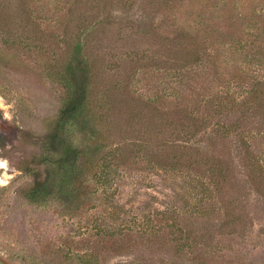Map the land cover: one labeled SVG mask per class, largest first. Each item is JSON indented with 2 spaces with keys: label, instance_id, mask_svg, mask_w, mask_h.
<instances>
[{
  "label": "rangeland",
  "instance_id": "rangeland-1",
  "mask_svg": "<svg viewBox=\"0 0 264 264\" xmlns=\"http://www.w3.org/2000/svg\"><path fill=\"white\" fill-rule=\"evenodd\" d=\"M24 1L0 0V20L5 22L7 17L14 21L15 28L23 24L28 32H38L36 37L40 31L35 29L39 25V30L48 39L49 52L59 53L56 47L63 46L61 41L70 31H78L76 33L84 38L87 31L96 30L89 23L95 22L97 13L92 11V6L99 0H26L25 6ZM165 1L112 0L109 3L114 24L106 27L105 43H93L95 51L105 54L106 65L117 67L122 65L121 61L129 63L126 54L132 51L142 53L148 48L149 55L161 53L158 44H148L150 38L144 35L149 28L147 24L155 23L161 37L176 35L184 21H188L190 27H199L196 22L199 19L192 9L176 12L167 8ZM73 6L76 12L68 15ZM253 6L257 10L255 13L244 14L264 17V1L259 0ZM29 8L35 15L30 27L26 21V9ZM228 10L226 8L223 13L219 8L213 10L220 28L226 25L227 15L231 14L227 13ZM232 12L234 20L235 17L237 20L246 17L237 6ZM81 19H85L83 23ZM70 20L74 22L69 24ZM20 28L15 31H21ZM6 38L0 32V43ZM231 43L225 39L219 46L228 56L222 57L228 64L220 72L213 71L205 61L194 68L190 77L180 75L177 79L173 78L177 73L175 69L169 73L170 70H164L168 63L157 60L153 68L145 74L138 72L134 79L137 94H168V107L164 111L170 108L177 112L175 117L179 118L183 133L178 144L195 153L192 158L199 161L200 167L189 170L150 168L146 160L138 159L137 164L122 168L113 180L111 191L115 192V198L112 204L92 201L94 209L87 204L83 212L73 216L55 207L36 210L21 196V188L30 177L19 169V164L38 153L34 139L44 133L45 119L57 113L63 91L41 71L45 64L38 59L37 53L14 50L18 52L14 56V51H8L0 61V262L27 264L13 255L23 250L40 257L43 253V243L38 241L40 231L57 245L69 236L76 237L80 245H84L83 240L94 237L96 224L114 228L123 223L135 227L136 223L145 222L147 216H153L157 211L173 209L180 218L193 221L196 241L199 242L197 253L205 252L220 264H264V179L262 182L251 176L248 159L249 153L255 156L264 175V115L259 109L247 106H216L221 100H243L241 79L246 77L248 84L263 79L264 66L247 64L243 55L231 52ZM174 54L168 52L156 57L172 58ZM238 70L243 73L240 77L236 76ZM186 109L192 114L190 119L184 116ZM198 117H203V121L194 120ZM189 134L193 136L187 141ZM218 159L222 160L220 166L227 170L229 180L226 183L215 173L211 177L208 171L212 162L216 163ZM202 181L208 186L207 195L201 193ZM201 201L203 213H195L189 218ZM113 204L123 208V221L113 222L103 215V208L112 210ZM135 216L137 221L132 222ZM95 217L99 218L98 222ZM86 227L89 228L85 230ZM146 252L143 248H133L129 253L108 254L101 263L123 264L146 256Z\"/></svg>",
  "mask_w": 264,
  "mask_h": 264
},
{
  "label": "trees",
  "instance_id": "trees-1",
  "mask_svg": "<svg viewBox=\"0 0 264 264\" xmlns=\"http://www.w3.org/2000/svg\"><path fill=\"white\" fill-rule=\"evenodd\" d=\"M258 1L166 0V7L176 12L192 9L199 19L196 21L199 27H190L188 21H184L176 35L161 37L155 23L147 24L149 28L144 35L150 38L148 44H158L161 53L149 55L148 48L142 53L132 51L126 54L129 63L121 61L122 65L117 67L106 65L105 54L93 49L94 42L105 43L108 36L106 27L114 24V15L109 12L112 0H99L92 6L97 16L95 22L90 21L89 25L96 30L87 31L84 38L76 33L78 31L68 32L61 41L63 46L56 47L59 53L48 51V39L39 30V25L35 29L40 31L36 37L38 32H28L23 24L21 28L18 27L23 32L15 31L18 28H15L14 21L7 17L5 22L0 20V32L7 36L5 42L0 43V61L11 50L35 52L45 64L40 68L41 71L63 91L57 113L45 119L44 133L34 139L38 153L19 164V169L30 177V181L21 188V196L28 206L36 210L60 208L59 211L73 216L83 212L87 204H90V209H94L92 201L112 204L115 198V192L111 191L113 180L122 168L137 164L138 159L146 160L150 168H199V161L192 158L195 153H190L185 145L178 144L179 136L183 133L179 128V118L175 117L177 112L170 108L164 111L168 107V94H137L134 79L138 72L145 74L153 68L157 60L168 63L165 71L170 70V73L175 69L177 73L173 78L177 79L180 75L190 77L194 68L205 61L213 71L220 72L228 64L222 58L228 57L225 50L219 47L225 39L232 41L229 44L231 52L243 55L247 64L264 66V17L244 14L251 11L255 13L257 10L253 4ZM231 5L232 9L237 6V10H242L246 17L239 20L235 17L234 20ZM215 8H219L222 13L229 8L227 13L231 14L227 15L226 25L221 26L223 28L217 25ZM26 11V21L30 27L31 18L35 15L30 8ZM74 12L76 7L73 6L68 15H74ZM180 19L183 20L182 14ZM81 20L83 23L85 19ZM71 22L74 20H70L69 24ZM168 52L175 54L172 58L156 57ZM14 53V56L18 54L16 51ZM178 54L180 57H176ZM6 64L11 66V63ZM242 74L239 70L236 72V76ZM196 80L198 82V78ZM246 80V77L242 78L240 84L244 88L241 95L243 100H221V104L216 106H247L249 109H259L264 115V76L249 84ZM191 115L187 109L184 110L185 118L190 119ZM194 120L203 121V117ZM192 136L189 134L187 141ZM248 159L252 168L251 176L263 182L264 175L255 156L249 153ZM221 163L220 159L216 163L212 162L208 171L211 177L215 173L226 183L229 177L225 167L220 166ZM200 188L203 195L208 194L205 182H201ZM201 203L194 207L189 218L194 217L195 213H203ZM112 206V210L103 208V215L113 222L123 221V208L114 204ZM228 215L231 216L232 212ZM98 220L95 217V221ZM145 220L136 223L135 227L123 223L114 228L96 224L93 227L94 237L83 240L84 245H80L74 236L64 238L57 245L40 231L38 241L43 243L40 257L26 250L16 251L13 255L27 264L49 261L60 264H102L108 254H124L133 248H143L147 250L146 256L123 264H220L210 259L205 252L197 253L199 242L196 241L193 221L180 218L175 210L157 211ZM135 221L137 216L132 220ZM100 244L101 247H98Z\"/></svg>",
  "mask_w": 264,
  "mask_h": 264
},
{
  "label": "water",
  "instance_id": "water-1",
  "mask_svg": "<svg viewBox=\"0 0 264 264\" xmlns=\"http://www.w3.org/2000/svg\"><path fill=\"white\" fill-rule=\"evenodd\" d=\"M0 264H3V263L0 262Z\"/></svg>",
  "mask_w": 264,
  "mask_h": 264
}]
</instances>
